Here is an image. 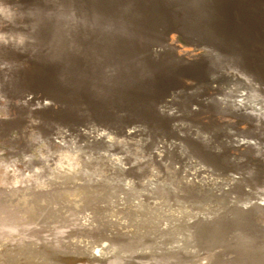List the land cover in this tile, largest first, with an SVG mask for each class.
I'll return each instance as SVG.
<instances>
[{
  "label": "rangeland",
  "instance_id": "rangeland-1",
  "mask_svg": "<svg viewBox=\"0 0 264 264\" xmlns=\"http://www.w3.org/2000/svg\"><path fill=\"white\" fill-rule=\"evenodd\" d=\"M0 264H264V0H0Z\"/></svg>",
  "mask_w": 264,
  "mask_h": 264
},
{
  "label": "bare ground",
  "instance_id": "bare-ground-1",
  "mask_svg": "<svg viewBox=\"0 0 264 264\" xmlns=\"http://www.w3.org/2000/svg\"><path fill=\"white\" fill-rule=\"evenodd\" d=\"M227 77H228V76H227ZM243 94H244L243 92H239L238 95H239V96H242ZM242 98H243V97H242ZM240 101H241V99H240ZM240 101L237 102L238 105H242Z\"/></svg>",
  "mask_w": 264,
  "mask_h": 264
}]
</instances>
